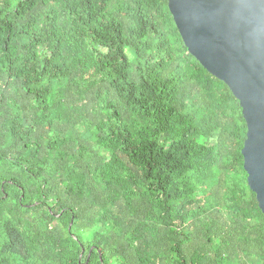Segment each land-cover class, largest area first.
<instances>
[{
    "label": "trees",
    "instance_id": "1",
    "mask_svg": "<svg viewBox=\"0 0 264 264\" xmlns=\"http://www.w3.org/2000/svg\"><path fill=\"white\" fill-rule=\"evenodd\" d=\"M246 137L169 0H0V264H264Z\"/></svg>",
    "mask_w": 264,
    "mask_h": 264
},
{
    "label": "water",
    "instance_id": "2",
    "mask_svg": "<svg viewBox=\"0 0 264 264\" xmlns=\"http://www.w3.org/2000/svg\"><path fill=\"white\" fill-rule=\"evenodd\" d=\"M169 7L190 53L241 103L244 168L264 213V0H169Z\"/></svg>",
    "mask_w": 264,
    "mask_h": 264
}]
</instances>
